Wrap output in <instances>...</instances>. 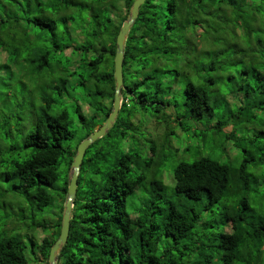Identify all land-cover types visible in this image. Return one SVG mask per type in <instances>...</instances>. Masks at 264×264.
I'll use <instances>...</instances> for the list:
<instances>
[{
  "label": "trees",
  "instance_id": "trees-1",
  "mask_svg": "<svg viewBox=\"0 0 264 264\" xmlns=\"http://www.w3.org/2000/svg\"><path fill=\"white\" fill-rule=\"evenodd\" d=\"M134 1L0 0V264H49L69 186H57L59 167L112 113L116 40ZM123 75L113 129L128 127L132 101L156 113L165 144L197 142L185 150L195 160L175 167L169 199L162 163L140 156L90 180L104 160L90 157L102 139L90 146L58 264H264V0H146ZM211 135L241 150L238 167L201 154ZM47 209L56 224L37 220Z\"/></svg>",
  "mask_w": 264,
  "mask_h": 264
},
{
  "label": "rangeland",
  "instance_id": "rangeland-1",
  "mask_svg": "<svg viewBox=\"0 0 264 264\" xmlns=\"http://www.w3.org/2000/svg\"><path fill=\"white\" fill-rule=\"evenodd\" d=\"M70 113L72 120L75 121L72 129L77 132V140L76 142H71V144L66 145L68 147H75L78 138L81 137L83 132L76 125V117L72 109ZM157 117L158 116L152 109H149L148 112L136 111L134 103L132 101L129 102L125 111L120 114V120L126 122L128 127L124 126L118 128L117 126L114 129L112 128L110 130L111 133L104 136L102 140L92 148L90 157L93 156L96 151L101 150L104 154V160L98 164L95 162L88 168L90 180L102 183L108 173L118 166L123 156H140L143 161L154 160L156 167H158V164L160 165L162 163L163 168L160 177L165 188L163 194L170 199L174 187V169L181 161L193 162L195 160V157L190 156V153L185 154V150L194 152V148L198 146V143L192 141L183 134L181 139L173 135L171 140L165 144L163 142L165 131L162 130L160 126H157L159 124ZM177 134L179 137L181 136L180 132H177ZM250 135H252V133H250ZM223 148H226L225 152ZM203 149L200 151L204 157H211L223 164H232L233 167H238L242 162L241 150L235 149L232 142L223 144L222 139L215 135L214 137L212 135L209 136L208 145L204 150ZM130 167H132L131 175L133 177L135 174L137 175L140 173H138V171L135 173V165L131 164ZM68 170L66 161H62L59 167V181L57 186H62L67 178L70 182L72 170L70 169L69 173ZM154 171L155 169L152 167L149 173L150 180L155 173ZM152 187L153 186L148 183L129 199L128 212L130 214L133 215L142 205V199L145 196L143 194L148 193V191L151 192ZM55 196H57L56 193ZM146 196L151 197L149 194ZM51 212H53V209H47L43 213L37 212L36 218L37 220L45 219L49 223L56 224L59 212L55 210L54 216L50 214ZM37 237L41 240L46 237V234L40 232ZM40 259L42 260V258Z\"/></svg>",
  "mask_w": 264,
  "mask_h": 264
},
{
  "label": "water",
  "instance_id": "water-1",
  "mask_svg": "<svg viewBox=\"0 0 264 264\" xmlns=\"http://www.w3.org/2000/svg\"><path fill=\"white\" fill-rule=\"evenodd\" d=\"M145 2L146 0L134 1L127 20L123 23L117 36L116 53L114 58L115 93L113 100V110L105 124L78 146L77 154L71 165L72 176L70 178L67 199L64 205L60 236L50 250L48 258L49 264H58V255L60 254L63 246L66 245L69 238L74 201L77 195L78 178L86 152L90 146L106 136L107 132L113 128L115 122L117 121L123 103L122 91L124 89L123 63L125 59V45L129 37V33L139 16L140 8L145 4Z\"/></svg>",
  "mask_w": 264,
  "mask_h": 264
}]
</instances>
